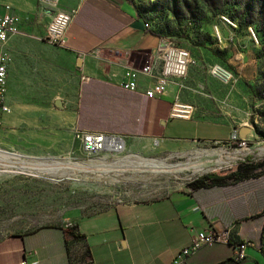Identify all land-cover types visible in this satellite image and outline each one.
<instances>
[{
  "label": "rangeland",
  "instance_id": "1",
  "mask_svg": "<svg viewBox=\"0 0 264 264\" xmlns=\"http://www.w3.org/2000/svg\"><path fill=\"white\" fill-rule=\"evenodd\" d=\"M133 3L146 29L191 55L186 76L170 79L185 85L180 100L248 127L249 137H240L245 146L237 127L232 143L180 141L165 148L154 138L126 136L124 113L139 108L140 100L121 94L110 104L98 93L81 98L77 62L67 66L44 35L19 30L11 39L13 60L20 62L11 74L16 92L9 119L0 125V240L120 201L155 199L200 174L227 173L247 158L264 159V0ZM221 67L230 74L226 81L212 74L214 68L222 73ZM56 99L63 107L55 106ZM80 123L124 135L125 149L85 153L74 133Z\"/></svg>",
  "mask_w": 264,
  "mask_h": 264
},
{
  "label": "crops",
  "instance_id": "2",
  "mask_svg": "<svg viewBox=\"0 0 264 264\" xmlns=\"http://www.w3.org/2000/svg\"><path fill=\"white\" fill-rule=\"evenodd\" d=\"M5 5L17 17L19 30L33 36L45 35L56 11L75 9L64 46H55L58 55L70 67L81 59V98L98 93L110 104L121 94L140 100L139 108L124 113L130 124L126 136L154 138L165 148L180 141L233 142L237 126L228 117L197 108L190 118L170 115L172 102L181 101L179 87L184 88L183 83L168 82L156 98L145 95L151 85L145 76H139L135 91L119 85L125 66L139 67L153 61L159 69L158 47L165 40L144 27L130 1L59 0L52 5L40 0H0V14ZM19 64L12 53L9 100L16 92L11 74ZM3 118L8 120L9 116ZM237 128L239 137H249L248 127ZM78 129L88 130L83 125ZM256 171L247 178L208 187H192L186 182L155 199L120 201L76 217L72 223L75 232L82 234L79 237L70 234L64 224L9 235L0 240V264H18L22 259L35 264H170L178 250L208 227L229 230L230 240L202 247L188 258V264H213L235 258L239 251L237 264H264V169Z\"/></svg>",
  "mask_w": 264,
  "mask_h": 264
},
{
  "label": "built area",
  "instance_id": "3",
  "mask_svg": "<svg viewBox=\"0 0 264 264\" xmlns=\"http://www.w3.org/2000/svg\"><path fill=\"white\" fill-rule=\"evenodd\" d=\"M40 1L52 5L59 2V0ZM9 9L10 7L5 5V12L0 14V125L2 118L11 112L8 90V71L12 61L10 41L19 31L18 19L9 12ZM74 15L75 9L56 11L46 26L44 38L50 44L64 46L66 31ZM144 26L147 27L148 24L144 23ZM157 60H159V69H156L153 61L139 67L125 66L119 85L127 90L135 91L138 88L139 76H145L151 80L150 87L144 91L145 95L150 98L159 97L164 92L170 79H181L186 76L191 62V55L185 48L165 39L158 47ZM224 73H217L215 68L212 70L213 75L226 81L229 79L230 74L227 76ZM194 112L195 107L191 103L174 100L171 104L170 115L172 117L190 118ZM74 133L82 150L87 154H96L105 150L122 152L126 147V137L122 134L82 129H76ZM234 138H236L235 133ZM238 138L241 139L239 145L245 146L243 138ZM64 225L70 227L72 222L67 221ZM230 238L231 232L229 230L219 231L213 227L205 228L197 232L189 244L177 251L170 264H188V258L202 247L212 246L217 242L226 243ZM240 257V251L236 252L235 259L238 260ZM18 264L35 263L22 259Z\"/></svg>",
  "mask_w": 264,
  "mask_h": 264
},
{
  "label": "trees",
  "instance_id": "4",
  "mask_svg": "<svg viewBox=\"0 0 264 264\" xmlns=\"http://www.w3.org/2000/svg\"><path fill=\"white\" fill-rule=\"evenodd\" d=\"M128 1L134 4L133 0H128ZM183 3H184V6H186V3L184 1ZM136 8H137V11L139 12V8L137 6ZM153 33L156 34L155 32ZM258 169L259 170L264 169V159L261 161L253 162V161H250V158H247L246 161L239 162L236 169L229 172L228 174H224V175H217L215 173L202 174V175L197 176L193 180L189 181L188 185L192 187H208V186L219 185L226 181H235L237 179L247 178L250 175L255 174L257 172L256 170ZM65 229L70 234L74 235L75 237L82 236V234H78L77 232H75L76 225L74 223H72L70 227H66ZM237 261L238 260L235 258H226V259H223L213 264H237ZM255 264H258V263L256 262Z\"/></svg>",
  "mask_w": 264,
  "mask_h": 264
},
{
  "label": "water",
  "instance_id": "5",
  "mask_svg": "<svg viewBox=\"0 0 264 264\" xmlns=\"http://www.w3.org/2000/svg\"><path fill=\"white\" fill-rule=\"evenodd\" d=\"M77 64H78V65L81 64V59H78ZM54 104H55L56 107H59V108L63 107V102H62L60 99H56V100L54 101ZM240 132H242V134H243L244 129H241ZM9 154L17 155V156L19 155V154H15V153H9ZM19 156H20V155H19ZM59 167H60V166H59ZM44 169H46V170H50L51 168H44Z\"/></svg>",
  "mask_w": 264,
  "mask_h": 264
},
{
  "label": "bare ground",
  "instance_id": "6",
  "mask_svg": "<svg viewBox=\"0 0 264 264\" xmlns=\"http://www.w3.org/2000/svg\"><path fill=\"white\" fill-rule=\"evenodd\" d=\"M220 67V66H219ZM220 70V69H219ZM225 72V73H224ZM222 73H224V74H226L227 76H229L228 75V72L226 71V70H223L222 71ZM221 157L219 158V160H218V163H222V162H224V159H223V157H222V155H220ZM227 157H228V154L226 155ZM229 159V158H228ZM231 159V158H230ZM185 167H187V166H180V167H178L179 169H182V168H185Z\"/></svg>",
  "mask_w": 264,
  "mask_h": 264
}]
</instances>
